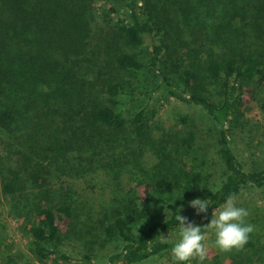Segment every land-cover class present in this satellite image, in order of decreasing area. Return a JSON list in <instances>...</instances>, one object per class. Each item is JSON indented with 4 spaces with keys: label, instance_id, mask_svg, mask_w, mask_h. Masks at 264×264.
<instances>
[{
    "label": "trees",
    "instance_id": "16d2710c",
    "mask_svg": "<svg viewBox=\"0 0 264 264\" xmlns=\"http://www.w3.org/2000/svg\"><path fill=\"white\" fill-rule=\"evenodd\" d=\"M81 66H94L93 80ZM143 70L142 90L124 78ZM260 88L264 0H0V206L42 263L171 255L160 235H174L178 212L202 225L226 197L264 190V163L247 165L232 142L252 101L264 127ZM157 93L197 112L180 118L191 131L176 156L151 143L156 164L146 170L143 112L130 120L119 98ZM213 162L217 177L198 184ZM101 174L112 201L96 211L67 179ZM195 198L210 201L206 213L181 210ZM154 207L166 215L152 219ZM72 236L80 256L66 251ZM98 240L113 247L103 263L92 259Z\"/></svg>",
    "mask_w": 264,
    "mask_h": 264
},
{
    "label": "rangeland",
    "instance_id": "374dc122",
    "mask_svg": "<svg viewBox=\"0 0 264 264\" xmlns=\"http://www.w3.org/2000/svg\"><path fill=\"white\" fill-rule=\"evenodd\" d=\"M99 36L101 39L102 35L99 34ZM104 39H106L105 36L101 41H97L104 43ZM140 52V55L146 57L150 49L147 47ZM98 64H100V62L96 61V65ZM80 69L81 70L77 69L79 73L88 80H93L92 70H94V66H81ZM123 75L128 81L137 83L139 90H142L145 84L144 78L147 77L148 72L143 70L124 73ZM258 92L259 96L264 98V90L260 88ZM119 100L121 104L120 108L125 111L126 116L127 114L129 115L130 120L136 112H143L142 123L145 127L144 130L147 132L145 136L147 148L143 149V152H145L144 168L146 170H150L154 164H156L155 156L150 149L152 147L151 143H163L166 145L167 150L172 155L176 156L174 150L176 145L180 144L181 139L191 131L188 125H183L180 118L185 114H195V112H197L196 108L183 105L159 93H157L154 98L141 95L131 99L127 95H122ZM257 106L258 103L254 101L247 104L242 116L243 118L240 119L239 123L235 125V128L232 130V142L235 150L237 153L244 154L242 158H244V162L247 165L256 160L264 163V127L260 121L261 113H259L256 108ZM200 113L204 115L203 112L200 111ZM129 128L131 129V126H129ZM183 148L184 147H181L179 149L182 150ZM179 154H182V152ZM217 172L218 165L216 163L214 164L213 162L212 165L211 163L206 164L205 169L198 171V177L202 181L197 183L202 185L205 180L216 178L218 175ZM128 177L129 175H124L123 178L120 179L121 184H124ZM66 178L68 177H64L63 179ZM72 178L73 177H70L67 180L74 185L79 199L85 201V205L91 206L92 204V207L96 209V211H102V209L99 208L112 201V186L109 185L108 177L104 174L99 176H88L81 179L74 177V180ZM128 187V185L124 184L125 189ZM189 200L191 201L192 199ZM190 201L181 205L180 208L183 212H195V209L189 204ZM4 202L5 200L0 198V204ZM233 202L236 206L244 207L248 210V216L245 219L247 223L253 225L254 230L249 234L248 241L241 248H234L230 251H220L216 248L212 243L214 235L209 231L203 241L207 248L206 259L203 264H263L264 262V190H244ZM87 210L88 208H85L84 211L86 212ZM7 213V207L0 206V264H82L79 260L64 261L59 259L43 263L36 260L29 250L28 236L25 234L24 230L18 231L15 228V223ZM165 215L166 211L163 209L157 207L152 209V219H160ZM93 219H95V217ZM86 223L88 225V222ZM101 241L102 240H98L94 245V255L92 259L95 262L103 263L106 254L113 251V247L111 244L102 246L100 245ZM65 242L68 254L74 255V257L76 255H81V253L78 254V252H81V248L78 247L80 241H78L75 236H72ZM146 264L177 263L171 255H164ZM192 264H196V261L193 260Z\"/></svg>",
    "mask_w": 264,
    "mask_h": 264
},
{
    "label": "clouds",
    "instance_id": "9594fccd",
    "mask_svg": "<svg viewBox=\"0 0 264 264\" xmlns=\"http://www.w3.org/2000/svg\"><path fill=\"white\" fill-rule=\"evenodd\" d=\"M197 214L206 213L209 205L208 199L195 198L189 202ZM248 210L236 206L231 196L215 207L207 223L196 224L186 216L176 215L174 235H160V242L171 243L169 249L172 258L177 264H203L207 255V248L203 241L210 231L214 235L212 243L220 251H230L241 248L249 239V234L254 230L253 225L246 222Z\"/></svg>",
    "mask_w": 264,
    "mask_h": 264
}]
</instances>
